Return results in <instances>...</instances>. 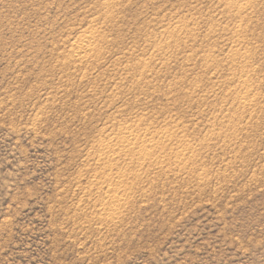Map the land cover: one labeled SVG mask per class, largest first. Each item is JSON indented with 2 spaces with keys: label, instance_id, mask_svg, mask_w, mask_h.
<instances>
[{
  "label": "rangeland",
  "instance_id": "374dc122",
  "mask_svg": "<svg viewBox=\"0 0 264 264\" xmlns=\"http://www.w3.org/2000/svg\"><path fill=\"white\" fill-rule=\"evenodd\" d=\"M0 264H264V0H0Z\"/></svg>",
  "mask_w": 264,
  "mask_h": 264
},
{
  "label": "bare ground",
  "instance_id": "6f19581e",
  "mask_svg": "<svg viewBox=\"0 0 264 264\" xmlns=\"http://www.w3.org/2000/svg\"><path fill=\"white\" fill-rule=\"evenodd\" d=\"M82 46H85V47H87L86 45H84V44H81ZM82 46L80 47V49H82Z\"/></svg>",
  "mask_w": 264,
  "mask_h": 264
}]
</instances>
